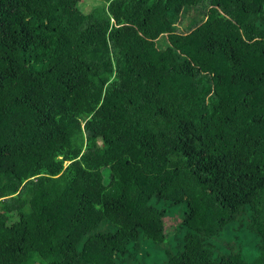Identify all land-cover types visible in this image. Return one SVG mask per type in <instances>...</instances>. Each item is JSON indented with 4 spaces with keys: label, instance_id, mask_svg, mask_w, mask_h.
Listing matches in <instances>:
<instances>
[{
    "label": "trees",
    "instance_id": "trees-1",
    "mask_svg": "<svg viewBox=\"0 0 264 264\" xmlns=\"http://www.w3.org/2000/svg\"><path fill=\"white\" fill-rule=\"evenodd\" d=\"M100 1L0 0V264H264V0Z\"/></svg>",
    "mask_w": 264,
    "mask_h": 264
},
{
    "label": "rangeland",
    "instance_id": "rangeland-1",
    "mask_svg": "<svg viewBox=\"0 0 264 264\" xmlns=\"http://www.w3.org/2000/svg\"><path fill=\"white\" fill-rule=\"evenodd\" d=\"M101 3L100 0H80L77 9L84 13L89 12L94 6L99 5ZM195 12H191V16H194ZM181 23L188 22V18L184 17L181 20ZM179 23L178 25H180ZM177 216H175V219ZM168 219V220H167ZM177 221L174 219H171L170 217L165 218V228L167 231L173 230V228L176 226ZM170 241V239H167V242ZM251 245L248 247L250 248ZM139 252L137 253V259L142 261V264H153L155 262L161 263L163 261V252L159 247H156L154 249L151 248L150 244L140 242L139 244ZM134 248L129 249L130 252H132ZM249 253V259H252L255 257V253L253 251Z\"/></svg>",
    "mask_w": 264,
    "mask_h": 264
}]
</instances>
